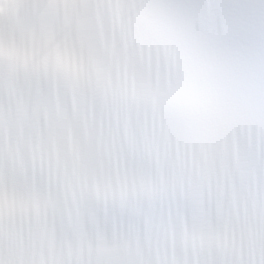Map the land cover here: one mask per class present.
Segmentation results:
<instances>
[{"label": "snow or ice", "instance_id": "1", "mask_svg": "<svg viewBox=\"0 0 264 264\" xmlns=\"http://www.w3.org/2000/svg\"><path fill=\"white\" fill-rule=\"evenodd\" d=\"M0 264H264V0H0Z\"/></svg>", "mask_w": 264, "mask_h": 264}]
</instances>
